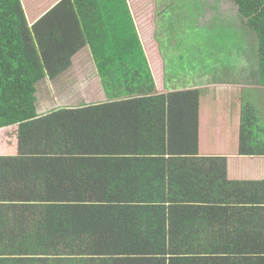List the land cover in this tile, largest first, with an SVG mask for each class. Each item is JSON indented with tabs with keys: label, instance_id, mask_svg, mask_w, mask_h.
Masks as SVG:
<instances>
[{
	"label": "trees",
	"instance_id": "trees-1",
	"mask_svg": "<svg viewBox=\"0 0 264 264\" xmlns=\"http://www.w3.org/2000/svg\"><path fill=\"white\" fill-rule=\"evenodd\" d=\"M23 1L0 0V232L14 234L0 264H264L261 223H226L228 205H264V180L229 179L226 156L198 153L200 89L177 73L169 86L159 40L153 62L140 41L155 0L147 13L140 0H56L32 24ZM231 1L240 24L217 37L248 36L264 91V0ZM85 46L106 98L39 112L37 84ZM248 106L238 154L264 155Z\"/></svg>",
	"mask_w": 264,
	"mask_h": 264
},
{
	"label": "rangeland",
	"instance_id": "rangeland-1",
	"mask_svg": "<svg viewBox=\"0 0 264 264\" xmlns=\"http://www.w3.org/2000/svg\"><path fill=\"white\" fill-rule=\"evenodd\" d=\"M55 1L33 2L32 0H24L28 18H33L30 15L32 10L50 8ZM151 1L154 2V0ZM151 1L140 0V5L143 6L142 11L147 13V11L154 8ZM155 2L157 4L156 17L153 18L155 25L152 27V24L149 23L150 18H143L142 23L138 25L139 37L146 57L150 62L156 61V55H158V50L152 46V41L153 45L156 46L157 39L159 40L162 50L165 51L164 61L167 62L168 67L166 73L169 81L168 85L172 86L171 83L177 81L169 78L173 73H177L178 78L186 76L188 81L190 80V85L195 83L194 85L201 86L206 97L211 96L216 99V105L220 109V113L230 110L233 115L236 112L238 101L225 89L229 86L245 87L249 83L250 86L244 89H254L255 94L245 97V91L242 92L241 107L243 108L245 102H250L254 107L258 106V116L262 118L261 121H258V124H261L264 129V94L258 95L257 91L261 89L257 83L254 84L253 80L255 78L251 79L252 76L249 75L255 69V64L249 61L255 60H252L254 57L249 59L251 51L247 43L248 36L236 34L237 36L228 37L230 31L225 30L222 39H218L214 25L204 27V32L201 28V22L204 24L212 20L223 27L234 22L240 24V21L236 20V6L232 1L155 0ZM171 3H174L175 12L170 13L164 19L166 26H160L161 21H163L161 14L164 10L163 7ZM169 19L174 21L172 25H168ZM241 39H244V41L238 45ZM91 53L88 46L83 47L73 57L72 65L61 76L56 80L45 78L37 84L36 96L39 112H44L64 103L90 102L98 97L103 98L105 96V93H101L103 86L100 78L96 75ZM239 53L240 55H238ZM244 53L246 54L243 57ZM155 72H152L153 76ZM60 81H63V83ZM238 81L241 82L236 84ZM179 84L175 85L180 86ZM202 106H204L203 103ZM222 127V136L234 137V129H228L225 126L220 127V125L217 128L220 130ZM213 136L211 134L209 139H213ZM234 142L235 140H233Z\"/></svg>",
	"mask_w": 264,
	"mask_h": 264
},
{
	"label": "crops",
	"instance_id": "crops-1",
	"mask_svg": "<svg viewBox=\"0 0 264 264\" xmlns=\"http://www.w3.org/2000/svg\"><path fill=\"white\" fill-rule=\"evenodd\" d=\"M22 4L24 6V1L22 2ZM48 9V7H46L44 10L36 8L32 10L30 14L33 18H28V13L24 6V10L29 24H32L35 20L41 17ZM207 25H214V29L217 30L216 33L220 32V28L223 27L215 23L214 20H212L211 22L207 21L204 24L201 22V26L206 27ZM96 75L98 78H100L97 69ZM240 82L241 81H238L236 82V84ZM194 87L200 89L198 100V153L200 155L226 156V174L229 179L264 180V155L245 156L238 154L239 130L241 116L243 112V108L241 107L243 100L241 93L245 91L244 96L248 97L250 94H255V90H245V87L235 86H229L227 89H225V91L233 95V98L238 101V105L236 106V112L232 115L230 110H226L220 113V109L216 105V99H213L211 96L206 97L204 95V92L202 91L203 89L201 86L194 85ZM180 88L182 89L183 87L179 86V88L176 89ZM101 93H104V89H102ZM257 93L258 95L264 94V91L258 90ZM103 98L105 99L106 96H104ZM202 103L204 106H202ZM245 104L252 105L248 107L251 108L252 114H255V116L257 117L256 123L258 124V121L262 120V118L258 116V106L254 107L253 104H251L250 102H245ZM50 109L44 112L46 113ZM219 125L220 127L225 126L228 129H234V137L222 136L221 133L223 132V127L218 130L217 127ZM261 133L264 134V132ZM211 134L214 135L213 139H209V136ZM233 140H235L234 143ZM226 223H261L259 224V227L264 230V205H228L226 210ZM13 235L14 234L8 232H0V256H6L9 254V252L7 251L9 250V247H11L8 246L9 239H12ZM11 253L13 254V252ZM19 254L20 252L17 248L15 255Z\"/></svg>",
	"mask_w": 264,
	"mask_h": 264
}]
</instances>
